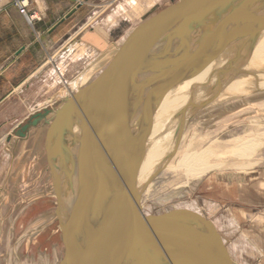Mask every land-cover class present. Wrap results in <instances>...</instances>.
<instances>
[{
	"label": "rangeland",
	"instance_id": "rangeland-1",
	"mask_svg": "<svg viewBox=\"0 0 264 264\" xmlns=\"http://www.w3.org/2000/svg\"><path fill=\"white\" fill-rule=\"evenodd\" d=\"M131 1L78 0L58 4V20L51 29L59 35L55 50L69 40L70 51L61 50L54 62L37 74L27 92L28 104L20 100L0 103V264H58L63 258L56 195L46 160L45 121H50L65 98L77 91L70 87L76 77L93 67V75L82 85L86 86L108 65L102 60L103 53L118 49L134 27L180 0H134L135 6ZM71 6L74 13L66 19ZM28 8V12L35 13ZM18 14L23 17L19 11ZM36 17L41 20L37 14ZM24 21L32 30L37 22L31 26L25 18ZM89 38L96 40L91 42ZM49 57L44 53L43 60ZM33 67L37 65L30 69ZM23 73L18 76H28ZM230 74L222 75L223 80L226 75L231 79L228 83L221 81V86L214 89L219 93L211 103L191 109L158 169L174 166L179 158L174 151H184L191 144L212 147L214 152L225 150L221 166L190 175L186 170L158 171L142 188L140 210L143 216L181 209L197 212L215 224L235 264H264V204L260 201H264V88L243 94L262 80L247 79L243 72ZM227 87L234 90L227 92ZM223 95V100L217 102ZM45 108L49 110L45 120L31 126L25 138L14 134L18 124L28 123L31 114L43 113ZM30 110L33 112L26 116ZM235 138L244 144L242 148H229Z\"/></svg>",
	"mask_w": 264,
	"mask_h": 264
},
{
	"label": "water",
	"instance_id": "water-1",
	"mask_svg": "<svg viewBox=\"0 0 264 264\" xmlns=\"http://www.w3.org/2000/svg\"><path fill=\"white\" fill-rule=\"evenodd\" d=\"M253 2L180 0L171 4L134 27L102 72L65 98L51 120L45 121L46 160L58 201L61 193L53 176V152L62 149L74 120L82 133L76 207L67 222H60L64 255L58 264H123L121 255L133 264H158L159 258L171 264H232L212 221L182 209L143 216L141 193L134 199L133 192L147 125L159 100L175 81L190 76L218 49L237 39H254L264 30V7L257 15L241 11ZM234 4L238 6L232 8ZM213 10L219 19L216 27L205 40L188 43L195 26ZM229 10L232 13L226 15ZM184 54L189 63L176 66ZM48 113L45 108L43 113L31 114L30 121L18 124L14 134L25 138L30 127L40 124ZM128 135L135 136L132 144H126ZM130 167L126 182L123 172ZM77 232L84 233L85 241L75 249L72 240ZM153 257L157 259L152 261Z\"/></svg>",
	"mask_w": 264,
	"mask_h": 264
},
{
	"label": "bare ground",
	"instance_id": "bare-ground-1",
	"mask_svg": "<svg viewBox=\"0 0 264 264\" xmlns=\"http://www.w3.org/2000/svg\"><path fill=\"white\" fill-rule=\"evenodd\" d=\"M236 6L238 5L234 4L232 5V8ZM242 7V12L245 11L251 15L261 14V9H263L264 7V0H255V2H253L252 4H246ZM231 10H229L230 12H228L226 15L231 14ZM213 11L214 12L205 17L203 23L199 22L198 25L195 26L197 27L195 28L196 31L195 29L192 30V34L188 38V43L194 44L199 41L205 40L206 37H208L210 31L216 27L219 19H217L218 16H216L217 10ZM34 17L36 18V20H39V18L36 17V14ZM232 27L233 25L227 28L226 32L230 31ZM263 33L264 30H262V32L258 34L254 39H237L230 45L218 49L213 55L214 57H211L207 61H205L204 64H202L190 76L175 81L172 84V87L161 97L154 111L152 112L151 119L147 125L146 139L142 144L143 147L140 154V166L135 178L136 187L134 188V190L136 191L133 192L134 199L137 198L136 194L141 193L140 191H142L143 186L149 182V179L152 177V175H156V173L160 170L165 171L167 168L170 169L173 173H178V171L186 170V173L190 175L192 174V172L201 174L207 171V169L209 168L215 169L221 166L220 162L222 161V157L226 152L225 150L214 152L212 147L203 148L200 146V148H197L193 144H191L184 151H174L175 153H179L178 161L174 166H165L163 169H158L161 158L170 148H172L171 144L175 141V138L177 137L182 124L190 116L189 114L191 109H199L201 107L203 108L207 103H211V101H213L219 93L214 89H218L223 81H225L224 83H228V81L231 79L230 78L228 80V77H230L231 75L230 73H232L233 71L243 72L247 75V79H255L257 77L262 80V82L260 81L261 83L252 90L248 89L249 91H242L244 92L243 94L249 95V93H252L255 89L263 90L264 41L260 45V41L264 40V36L261 38ZM173 47L174 48L169 50L168 53L174 51L176 46L174 45ZM257 48H260V50H256ZM117 50L118 49L116 48V50L112 52L103 53L102 60H105L107 61V63H109L116 54ZM188 57L189 56H187V54H184V56H182L177 61L179 64L177 63L176 66H186L190 60V58L187 60ZM92 69L93 67L87 69L86 71L81 73V75L76 77L70 84L71 90H79L82 85L87 83L89 76L93 75ZM228 73L230 75H226L225 80H223L222 78L224 76L222 75ZM232 90H234V88H228L227 92H230ZM224 97L225 95L221 96L219 98L220 100H218L217 102L223 100ZM69 132L70 133L65 137V140L63 141V146L60 150L61 154L58 150L57 153L53 152V159L51 158V163L54 168L53 176L58 178L59 192L61 193L59 201L56 199V206H60L59 214L58 216H56V218L58 221L63 223L67 222L66 220L70 215L69 213L76 207V189L79 182L77 172L80 167L77 159L80 149L79 141L82 136L78 120H74L73 126L71 127ZM134 135L127 136L126 144L133 143V141L135 140ZM231 143L232 144L229 147L230 149L242 148L244 146V144L241 143L238 138L232 140ZM51 145H53V141H51ZM246 151H249V149H246ZM186 152L189 153L188 155L185 154L184 156L183 153ZM167 154L172 153L168 152ZM187 156H189L190 159L193 158L194 160L189 163L190 159ZM120 163L123 164L124 161H120ZM130 172L131 167L124 170L123 172V175L125 176L124 180L126 182L130 176ZM72 241L74 243V248L76 249L77 245H81L85 241L84 233L77 232V234L74 235ZM154 258L157 259V257H153L152 261ZM156 261L158 262V264H171L167 261L163 262V259L161 258L157 259ZM119 262H122L123 264H133L131 260L125 258L124 255H121L119 257Z\"/></svg>",
	"mask_w": 264,
	"mask_h": 264
},
{
	"label": "crops",
	"instance_id": "crops-1",
	"mask_svg": "<svg viewBox=\"0 0 264 264\" xmlns=\"http://www.w3.org/2000/svg\"><path fill=\"white\" fill-rule=\"evenodd\" d=\"M26 1L29 3L28 9L35 12V14L41 18L40 21H37L34 24L33 30L28 27L24 18L18 14L14 4L11 3V0H0V103L6 100L10 102L20 100L23 105L28 104L29 97L27 96V92L31 88L37 74L43 71L46 64L51 61L54 62L55 57L61 52V50L64 49L65 52L68 51L67 45L70 44L69 40H67L63 46L58 47L57 50H55V46L58 43H56V40L59 35L52 30L58 20V16L56 15L58 4L63 1H72L73 4L74 2L77 3L78 0ZM131 2L134 3V6L137 5L134 0ZM73 8L74 7L71 6L68 12H71ZM68 12H66L65 15ZM93 39L91 38V40ZM50 52H52L51 55ZM44 53H46V56H51L47 59L48 61L43 60ZM35 64L37 67H33L35 68L33 70L30 69ZM54 65L56 64H53V67ZM23 70L28 76H22L24 74ZM21 73L22 77L18 76ZM2 92H4L3 95L1 94ZM31 112H33V110H30L26 116H29ZM51 146L52 145L50 144V148ZM257 199L259 198L257 197ZM260 201L263 206L264 201ZM214 227L217 231L215 224ZM217 232L221 237L223 246H225L220 232ZM225 248L228 257L231 260L229 251L226 246ZM231 261L232 264H235L233 260Z\"/></svg>",
	"mask_w": 264,
	"mask_h": 264
},
{
	"label": "built area",
	"instance_id": "built-area-1",
	"mask_svg": "<svg viewBox=\"0 0 264 264\" xmlns=\"http://www.w3.org/2000/svg\"><path fill=\"white\" fill-rule=\"evenodd\" d=\"M12 3H14L15 7H17L19 13L26 19L28 24L33 26V24L37 21L35 16V13L28 12L27 8L29 6V3L26 0H12Z\"/></svg>",
	"mask_w": 264,
	"mask_h": 264
},
{
	"label": "flooded vegetation",
	"instance_id": "flooded-vegetation-1",
	"mask_svg": "<svg viewBox=\"0 0 264 264\" xmlns=\"http://www.w3.org/2000/svg\"><path fill=\"white\" fill-rule=\"evenodd\" d=\"M90 39V38H89ZM91 42H93L91 39H90Z\"/></svg>",
	"mask_w": 264,
	"mask_h": 264
}]
</instances>
